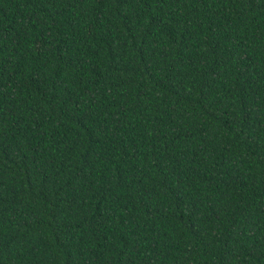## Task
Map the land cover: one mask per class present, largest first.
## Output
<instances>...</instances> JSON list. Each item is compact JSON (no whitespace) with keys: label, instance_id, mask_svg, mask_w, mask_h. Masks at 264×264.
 Segmentation results:
<instances>
[{"label":"trees","instance_id":"trees-1","mask_svg":"<svg viewBox=\"0 0 264 264\" xmlns=\"http://www.w3.org/2000/svg\"><path fill=\"white\" fill-rule=\"evenodd\" d=\"M0 264H264V0H0Z\"/></svg>","mask_w":264,"mask_h":264}]
</instances>
